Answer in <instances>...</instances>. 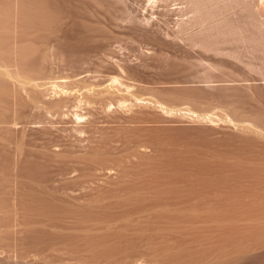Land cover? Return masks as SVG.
<instances>
[{"label":"rangeland","instance_id":"rangeland-1","mask_svg":"<svg viewBox=\"0 0 264 264\" xmlns=\"http://www.w3.org/2000/svg\"><path fill=\"white\" fill-rule=\"evenodd\" d=\"M195 4L0 0V264H161L251 222L184 190L264 170V0L206 2L209 44Z\"/></svg>","mask_w":264,"mask_h":264},{"label":"bare ground","instance_id":"bare-ground-1","mask_svg":"<svg viewBox=\"0 0 264 264\" xmlns=\"http://www.w3.org/2000/svg\"><path fill=\"white\" fill-rule=\"evenodd\" d=\"M195 1L199 19L194 23L201 29L194 34V39L205 44L221 40L223 35L229 31L226 27L214 26L209 18L213 9L211 8V10L206 2L212 0ZM199 20H206L211 26L205 27L203 21ZM190 110L189 114H195ZM224 169V167L214 168L209 170L205 177L194 178L192 180L194 182L189 183L184 191L188 193L214 191L218 194L217 199L222 202L221 205L226 209V213L251 222L240 226L233 224L225 228L218 235L214 247L189 255L170 254L161 261V264H203L208 256L224 246L234 247L233 251H236L238 255L225 259L218 257L207 264H264V205L259 201L264 199L261 198L264 196V170L252 169L251 172L255 177H243L240 175L229 176Z\"/></svg>","mask_w":264,"mask_h":264}]
</instances>
